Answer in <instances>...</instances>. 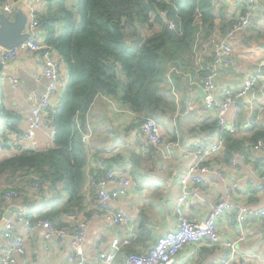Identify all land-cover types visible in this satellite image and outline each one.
I'll return each mask as SVG.
<instances>
[{"label":"crops","instance_id":"obj_1","mask_svg":"<svg viewBox=\"0 0 264 264\" xmlns=\"http://www.w3.org/2000/svg\"><path fill=\"white\" fill-rule=\"evenodd\" d=\"M31 1L25 0L18 10L27 14ZM36 2L37 0L34 1L36 10L43 7V3ZM255 7L256 13L253 17L255 23L251 29L258 26L259 33L253 36L243 35L247 30L229 38L228 41L233 47L232 64L224 68L217 78L220 95L226 88L241 87L247 79L256 74L255 65L264 63V0H256ZM239 11L238 0H217L215 4L217 29L212 40L200 43L195 49V55L191 59L185 58V62L179 64V67H174L173 64L168 66L167 78L161 86V92L164 97H170L175 101L177 112L173 118L168 116L159 122L163 135L161 149L148 146L140 131L138 115L118 100L102 94L95 98L87 114L83 137L88 153L84 170L85 208L74 220H81L97 211V198H94L95 194L90 193V184L106 166L119 167L129 161L132 165L133 187L127 196L118 197L112 203L115 211L123 212L128 218L127 226L110 225L101 219L90 222L84 243L85 264H106L101 259V254H114L115 260L112 264H125L126 257L131 251L138 254L147 253L161 236L175 227V206L183 194L180 182L189 164L187 150L195 138L209 143L218 134L211 136L207 132L197 134L193 131L202 123L216 121L217 117V110L209 109L204 103L200 89L202 78L200 68L211 59L217 43L224 38L225 34L220 30L222 22L227 24L234 21ZM40 36L44 39L42 34ZM254 38L258 43L249 44ZM55 57L57 58L56 55ZM42 66L40 55L25 52L2 69L0 110L20 115L18 129L23 133L27 128L32 107L28 97L40 95L45 89ZM61 70L65 84L61 88L56 108L60 107L68 86V66L62 61ZM257 92L259 93L257 96L251 99L246 97L241 104L237 103L240 111L237 115L228 113L229 123L239 122L246 125L256 118L264 127V85ZM183 102L187 106L185 113H181ZM8 136L12 142H18L16 136ZM54 136L53 129L44 128L39 132L37 135L39 149L53 148ZM166 147L170 155L166 154ZM230 162H226L222 150L209 160L208 165L212 173L204 176L201 189L193 192V186L189 187L186 211L191 221L199 222L206 219L225 195L227 185L233 181L240 185L234 197L237 205L252 211L264 206V182L260 175L264 174V148L248 159L236 158L235 167H231ZM219 174L224 175V179H221ZM117 189L116 185H110L108 188L111 193ZM48 198L52 203L59 198L66 200L68 192L61 188V194L57 191L49 194ZM22 206L21 203L14 201L5 215L11 213L10 219L15 221L21 215L19 208ZM28 209L31 212L32 209L30 207ZM236 214L234 212L218 221L217 227L223 240L234 241L238 237ZM71 219L72 217H69L66 223L73 222ZM245 225L246 239L238 244L235 264H242L248 259L254 264H264V219L249 218ZM2 227L3 225L0 227V260L2 250L7 245V232ZM15 233L24 235L27 244L26 256L19 259L18 264H71L68 261L71 253L70 238L45 241L43 230L27 232L23 225H17ZM117 240L121 243L119 249L114 246ZM225 253L224 247L220 245L215 247H209L204 243L188 245L179 253L174 264H222Z\"/></svg>","mask_w":264,"mask_h":264},{"label":"trees","instance_id":"obj_2","mask_svg":"<svg viewBox=\"0 0 264 264\" xmlns=\"http://www.w3.org/2000/svg\"><path fill=\"white\" fill-rule=\"evenodd\" d=\"M216 1L37 0L43 3L36 11L38 31L68 66V86L60 107L50 109L46 117L45 128L55 130L53 148L48 150L26 149L25 144L12 142L8 135L18 138L23 134L18 129L21 116L0 110V190L21 179L14 186L21 192L33 176L43 186L42 202L29 197L14 200L32 209L27 219L32 223L49 220L65 228L70 226L66 223L69 217L74 220L83 213L88 156L83 137L87 114L98 95L121 102L138 115L139 126L140 117L159 123L175 116L177 104L161 92L168 66L179 67L195 55L200 43L212 40L217 29ZM232 23L223 21L220 30L225 34ZM140 36L143 42L136 45ZM259 122L246 131L223 134L226 162L236 153L253 156L254 146L264 142V127ZM219 130L217 121L193 129L211 136ZM61 188L68 192V199L49 202L48 195L61 194ZM9 206L0 202V218Z\"/></svg>","mask_w":264,"mask_h":264},{"label":"built area","instance_id":"obj_3","mask_svg":"<svg viewBox=\"0 0 264 264\" xmlns=\"http://www.w3.org/2000/svg\"><path fill=\"white\" fill-rule=\"evenodd\" d=\"M36 1V0H34ZM32 0L28 5L27 16L28 23L25 33L30 38L16 48L7 49L0 45V67L6 68L11 62L25 52L40 55L42 66V77L46 82L45 89L40 95H30L28 101L32 104L31 114L28 118L27 128L24 133L18 137V142L25 144L26 149L39 151L37 135L45 128L46 117L50 109L57 107L61 88L64 87L65 81L61 70V61L55 57L53 50L47 46L38 31V20L36 16V8ZM25 0H0V15L5 14L10 18H14L20 6ZM240 3V11L233 23L228 27L224 38L217 43L214 54L211 59L200 68L203 100L209 109L217 110L216 121L220 127L218 134L214 140L209 143L203 142L199 138H195L187 150L189 164L181 178L183 194L178 198L175 206L176 224L175 227L161 236L155 246L147 253H133L126 257L125 264H174L175 259L188 245L206 244L209 247L217 245L223 246L226 253L222 264H235L237 262L238 244L246 239L245 224L249 218L264 219V206L252 211L246 207H241L234 202L236 191L240 185L233 181L227 185L225 195L211 210L208 217L199 222H193L189 219L186 211V202L188 200V189L193 186V192H198L203 184L204 176L211 174L212 171L208 165L209 160L218 155L225 144L223 134L225 132L238 133L252 128L257 119L249 121L246 125L237 124V122L229 123L227 115L232 112L237 115L240 111L237 103L240 99L249 96L251 92L258 91L264 85V73H256L245 81L238 89L226 88L220 95L217 78L224 68L231 66V57L233 55V47L228 41L235 34L245 32L254 26L253 17L256 13V0H238ZM174 27L173 25H171ZM140 124V131L146 139L148 146L161 149L163 146V135L160 124L153 118H144ZM264 148V142H258L253 148V154L258 153ZM166 154L170 155L168 147ZM236 158L242 160L248 159L247 154L237 153L235 158L230 162L231 167L236 166ZM253 165V164H252ZM132 165L128 161L125 165L114 167L104 176L92 179L90 191H93L97 198L98 209L93 212L89 218L81 220H73L68 227L62 228L49 220L38 219L32 223L27 219L30 213L28 207L22 206L21 215L13 221L5 219V214L0 218V227L3 225L7 232V245L3 248V255L0 264H18L19 259L24 258L27 253L26 237L15 233L17 225H23L25 231L43 230L45 241H52L68 237L71 239V253L69 263L85 264L84 243L86 240V232L92 220L101 219L105 223L114 226H127L128 218L121 211H115L112 203L118 197L127 196L133 187V179L131 175ZM261 180L264 182V174ZM221 179L224 175L219 174ZM32 183L27 188H22L18 192L14 186L19 185L21 179H16L12 184L1 186L0 194L2 198L0 202L9 203L10 206L14 200L22 197H29L40 202L43 196V186L40 185V178L33 176ZM110 185H116L118 189L111 193L108 190ZM234 212L235 220L239 229V235L234 241L223 240L218 230V221L225 216ZM121 245L117 240L114 246L119 249ZM101 259L106 264H112L115 260L114 254H101ZM242 264H254L251 259L245 260Z\"/></svg>","mask_w":264,"mask_h":264},{"label":"water","instance_id":"obj_4","mask_svg":"<svg viewBox=\"0 0 264 264\" xmlns=\"http://www.w3.org/2000/svg\"><path fill=\"white\" fill-rule=\"evenodd\" d=\"M28 23L27 14L23 13L21 10H17L14 19L6 16L5 14L0 15V45L7 49H13L23 44L30 38V35L25 33L26 25ZM143 42V37L140 36L135 44L139 45ZM264 73V63L261 65H255V73ZM259 94L256 92H251L249 98L257 96ZM262 94V93H261ZM245 101V99H240L239 104ZM187 109L186 103H182L181 113H185ZM47 124V122H46ZM10 214L5 215V219H10ZM3 228V227H2Z\"/></svg>","mask_w":264,"mask_h":264},{"label":"rangeland","instance_id":"obj_5","mask_svg":"<svg viewBox=\"0 0 264 264\" xmlns=\"http://www.w3.org/2000/svg\"><path fill=\"white\" fill-rule=\"evenodd\" d=\"M256 33H259L258 26L254 27L253 29L248 30L246 33H243V35H251V36H253V35H256ZM255 43H258V42L254 38L253 41L251 43H249V44H255Z\"/></svg>","mask_w":264,"mask_h":264}]
</instances>
